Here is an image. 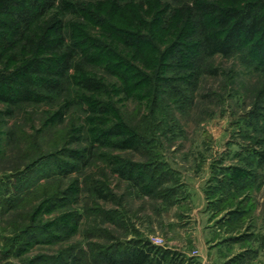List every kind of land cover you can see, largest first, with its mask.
I'll use <instances>...</instances> for the list:
<instances>
[{
	"label": "rangeland",
	"instance_id": "rangeland-1",
	"mask_svg": "<svg viewBox=\"0 0 264 264\" xmlns=\"http://www.w3.org/2000/svg\"><path fill=\"white\" fill-rule=\"evenodd\" d=\"M77 1L56 0L37 25L56 16L65 25L64 44L78 52L75 58L79 61L83 59L80 46L85 42L94 39L96 51L99 45L95 40L104 37L110 43L105 34L113 21L94 19ZM145 3L150 9V2ZM95 4H102V0ZM173 8V3L165 8L162 17L166 21L160 23L164 25L151 24V33L160 26L165 31V22L175 21ZM251 45L245 44L230 57L206 56L193 48L195 58L180 56L184 68L176 69L172 64L176 59L166 53L161 55L166 62L165 76L183 77L181 80H160L158 85L148 77L146 84L133 93L138 96L126 97L118 92L111 94L112 100L106 96L125 123L143 136L141 149L100 145L75 171L43 181L40 189L25 196L17 207L0 205V252L19 239L20 232L31 223L32 209L40 201L37 196H51L79 183V193L70 195L61 208L43 217L45 220L65 213L75 217L72 225L76 230L57 243L34 246L26 256L57 254L63 248L78 255L81 264H107L101 255L107 250L119 253L148 243L166 254L170 264H264V66L246 52ZM149 54L152 65L160 61L155 50ZM256 54L262 57L261 52ZM193 64L196 67L189 69ZM85 65L86 71L101 75L108 85L116 83V76L105 68ZM147 73L151 75L153 70L148 68ZM74 74L71 69L66 77H60L66 88L64 96L70 101L63 109V121L52 116L49 131L41 135L43 149L51 151L57 145L87 147L85 137L73 142L74 136L68 134L84 127L85 118L90 117L75 91L79 89ZM61 103L60 99L53 102L50 112L55 114ZM28 105L26 111L16 105L14 118L0 117L4 121L2 132L19 126L21 135L35 136L51 105ZM4 106L0 104V109ZM29 142L22 137L16 143L0 144L3 190H13L20 169L31 160ZM111 160L145 165L141 170L146 186L154 190L136 188L115 171L117 164ZM94 182L103 187L106 197L92 190ZM230 235L239 236L230 240ZM157 237L163 244L152 242ZM9 259L19 258L10 255Z\"/></svg>",
	"mask_w": 264,
	"mask_h": 264
},
{
	"label": "trees",
	"instance_id": "trees-1",
	"mask_svg": "<svg viewBox=\"0 0 264 264\" xmlns=\"http://www.w3.org/2000/svg\"><path fill=\"white\" fill-rule=\"evenodd\" d=\"M55 1L0 0V104L5 105L0 109V117L14 118L16 105L20 106L18 109L25 111L27 108L24 107L30 106V103L43 102L51 105L43 114L41 125L35 129L36 134L32 137L25 132L21 135V128L17 123L14 125L18 126L16 130L8 128L2 132L4 121L0 120V144L16 143L24 137L28 142L30 139L29 150L33 151L31 160L20 169V177L13 190H3L0 186V205L11 209L17 207L25 196L40 189L43 181L50 180L53 175L68 176L75 171L90 156L92 150L100 145L108 143L118 149H141L143 136L126 124L115 105L105 98L114 99L111 96L114 92L126 97L138 96L133 93L146 84L148 77L149 81L152 79L158 85L161 84L160 80H181L183 77L176 79L165 76L163 69L166 62L162 56L172 53L176 59L175 63L172 62L173 68H184L179 57L186 54L189 59L195 58L193 48L206 56L219 54L230 57L249 43L252 44L249 47L251 49L246 52L254 61L264 66V0H123L127 2L124 4L121 0H102V4L97 5V0H79L75 3L94 19H99L100 22L113 21L105 34L110 43L104 37L95 40L99 45V50L96 51L94 39L92 42H85L80 46L79 53L81 52L83 59L79 61H76L78 52L75 53L70 45L64 44L65 25L56 16L47 19L42 26L37 25L38 20L55 5ZM146 1L150 2V9L146 8ZM170 3L174 6L172 14L175 21L165 22L163 31L161 26L164 24L160 23L165 20L162 16ZM110 5H113V9H109ZM127 18L136 23L122 21ZM152 20L153 23L150 22ZM151 24L161 25L156 33H151ZM131 26L135 29H130ZM85 34L92 35L89 30H85ZM151 50H155L161 57L154 65L151 64ZM258 52L262 53V57H257ZM85 63L105 68L116 76V83L108 85L101 75L99 77L95 72L89 73L85 69ZM194 67L195 64L189 69ZM148 68L153 70V74L147 73ZM71 69L75 70L74 79L79 89L75 91L81 98V106L90 117L85 118L84 127L76 129V134H68L74 136L73 142L85 137L88 144L86 148H60L57 145L52 148L54 150L49 151L43 149L41 135L49 131L52 116H58L60 122L65 118L63 109L70 100L64 96L66 88L64 89L60 77H66ZM58 99L62 103L53 114L50 109ZM109 140L113 142L109 144ZM114 162L115 160H111V163ZM114 164H117L115 171L121 177L136 188L140 187V190H148L147 180L141 170L145 165L133 162ZM71 188L58 190L51 196H37L40 201L32 209L31 223L20 232L19 239H14V243L6 251L1 250L0 264H81L78 255L63 248L57 254L26 256L34 246L57 243L76 230L72 225L75 217H67L65 213L43 219L45 214L61 208L60 204L67 201L70 195L80 192L79 183ZM91 188L97 196L106 197L103 187L97 185V182L92 183ZM152 189L154 187L148 191L151 192ZM10 255L19 259L13 261L9 259ZM101 255L107 264H170L166 254L160 253L155 245L148 243L133 245L129 250L119 253L107 250Z\"/></svg>",
	"mask_w": 264,
	"mask_h": 264
},
{
	"label": "built area",
	"instance_id": "built-area-1",
	"mask_svg": "<svg viewBox=\"0 0 264 264\" xmlns=\"http://www.w3.org/2000/svg\"><path fill=\"white\" fill-rule=\"evenodd\" d=\"M162 241H163V239H161L160 237L154 238V239L152 240V242L157 243V244H163Z\"/></svg>",
	"mask_w": 264,
	"mask_h": 264
},
{
	"label": "crops",
	"instance_id": "crops-1",
	"mask_svg": "<svg viewBox=\"0 0 264 264\" xmlns=\"http://www.w3.org/2000/svg\"><path fill=\"white\" fill-rule=\"evenodd\" d=\"M231 237L229 238L230 240L233 238V239H236L235 237L236 236H239V235H234V237H233V235H230Z\"/></svg>",
	"mask_w": 264,
	"mask_h": 264
}]
</instances>
